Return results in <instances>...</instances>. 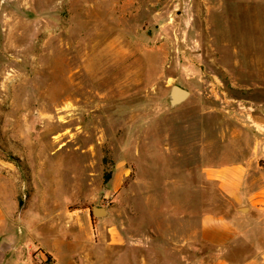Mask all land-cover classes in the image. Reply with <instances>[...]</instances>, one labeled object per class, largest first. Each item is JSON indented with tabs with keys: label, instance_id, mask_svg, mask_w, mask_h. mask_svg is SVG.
<instances>
[{
	"label": "rangeland",
	"instance_id": "obj_1",
	"mask_svg": "<svg viewBox=\"0 0 264 264\" xmlns=\"http://www.w3.org/2000/svg\"><path fill=\"white\" fill-rule=\"evenodd\" d=\"M261 90L264 0H0V264L101 253L108 226L128 262L142 244L166 263L151 247L232 212L202 169L231 128L261 137L243 126Z\"/></svg>",
	"mask_w": 264,
	"mask_h": 264
},
{
	"label": "crops",
	"instance_id": "obj_2",
	"mask_svg": "<svg viewBox=\"0 0 264 264\" xmlns=\"http://www.w3.org/2000/svg\"><path fill=\"white\" fill-rule=\"evenodd\" d=\"M261 91L264 96V90ZM250 101L255 107L246 113L250 123L243 126L253 127L261 137L253 143L245 141L240 127L231 128L218 160L202 169L204 176L216 183L220 194L230 200L234 206L232 212L228 215L203 213L194 229L180 241H173L167 247H151L152 252L157 251L167 261L164 264H264V182L254 181L256 172L260 177L264 173L258 169V160H264V99ZM244 142L248 144L246 150ZM108 227L99 238L101 253H80L77 244L66 241L63 245L58 242L62 249L57 248L55 252L45 249L44 256L46 253L52 257L53 262L49 264H158L153 258L138 253L142 244L135 245L134 260L128 262L122 257L126 252L124 247L119 246V251H115L116 245L125 243L124 236ZM173 253L178 263L170 261ZM15 264L34 262L26 256Z\"/></svg>",
	"mask_w": 264,
	"mask_h": 264
},
{
	"label": "water",
	"instance_id": "obj_3",
	"mask_svg": "<svg viewBox=\"0 0 264 264\" xmlns=\"http://www.w3.org/2000/svg\"><path fill=\"white\" fill-rule=\"evenodd\" d=\"M189 96V92L179 85H173L169 94V101L171 106H176L185 101ZM94 215L103 217L106 214V209L101 207L93 208Z\"/></svg>",
	"mask_w": 264,
	"mask_h": 264
},
{
	"label": "trees",
	"instance_id": "obj_4",
	"mask_svg": "<svg viewBox=\"0 0 264 264\" xmlns=\"http://www.w3.org/2000/svg\"><path fill=\"white\" fill-rule=\"evenodd\" d=\"M108 161H110L109 160V158L108 157H105L104 158V162L107 164L108 163ZM111 172H105L104 173V183H108L109 181H110V179H111ZM46 257H47V260L46 261H50L52 258H51V256L50 255H46Z\"/></svg>",
	"mask_w": 264,
	"mask_h": 264
},
{
	"label": "built area",
	"instance_id": "obj_5",
	"mask_svg": "<svg viewBox=\"0 0 264 264\" xmlns=\"http://www.w3.org/2000/svg\"><path fill=\"white\" fill-rule=\"evenodd\" d=\"M214 96H215L216 99H220V95L218 93H215Z\"/></svg>",
	"mask_w": 264,
	"mask_h": 264
}]
</instances>
